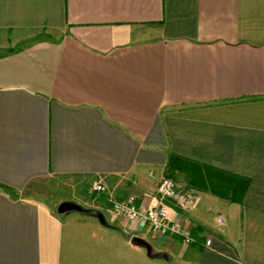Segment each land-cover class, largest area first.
<instances>
[{"label":"crops","instance_id":"0c3cea01","mask_svg":"<svg viewBox=\"0 0 264 264\" xmlns=\"http://www.w3.org/2000/svg\"><path fill=\"white\" fill-rule=\"evenodd\" d=\"M0 264H264V0H0Z\"/></svg>","mask_w":264,"mask_h":264},{"label":"built area","instance_id":"2783aa9c","mask_svg":"<svg viewBox=\"0 0 264 264\" xmlns=\"http://www.w3.org/2000/svg\"><path fill=\"white\" fill-rule=\"evenodd\" d=\"M106 188L99 184L95 186V191L104 192ZM161 202L158 205L145 207L137 203L136 196H130L125 200L110 198L113 212L118 216H123L130 221H137L148 224L159 233L180 236L186 243L193 241L191 231L181 222L170 219L169 208L163 203L164 200H173L186 207H191L195 203V196L180 188L173 179L164 177L157 190ZM207 245L211 244V239L207 240Z\"/></svg>","mask_w":264,"mask_h":264},{"label":"water","instance_id":"95a60500","mask_svg":"<svg viewBox=\"0 0 264 264\" xmlns=\"http://www.w3.org/2000/svg\"><path fill=\"white\" fill-rule=\"evenodd\" d=\"M70 211H78L81 213H92V212H94L92 210L85 209L84 207H82L81 205H79L78 203L73 202V201H64L59 206V213L62 215H65L66 213H68ZM132 243L134 245H138V246H146V242L139 237H133Z\"/></svg>","mask_w":264,"mask_h":264},{"label":"trees","instance_id":"16d2710c","mask_svg":"<svg viewBox=\"0 0 264 264\" xmlns=\"http://www.w3.org/2000/svg\"><path fill=\"white\" fill-rule=\"evenodd\" d=\"M248 182H249L248 179H245L243 177H234L233 176L232 179H231V186H232V190H233V196H236L235 194L238 195L239 191H243V189L245 190V188H246L245 186H247Z\"/></svg>","mask_w":264,"mask_h":264},{"label":"rangeland","instance_id":"374dc122","mask_svg":"<svg viewBox=\"0 0 264 264\" xmlns=\"http://www.w3.org/2000/svg\"><path fill=\"white\" fill-rule=\"evenodd\" d=\"M66 194H67V195H69L68 193H66ZM71 194H72V191H71ZM71 194H70L69 196H71V197H72V195H71ZM73 202H76V201H73Z\"/></svg>","mask_w":264,"mask_h":264}]
</instances>
